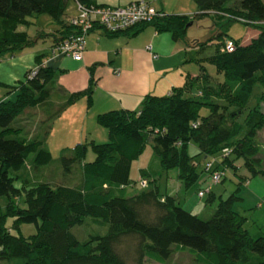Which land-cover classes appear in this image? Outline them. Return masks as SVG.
Wrapping results in <instances>:
<instances>
[{"label": "trees", "instance_id": "trees-1", "mask_svg": "<svg viewBox=\"0 0 264 264\" xmlns=\"http://www.w3.org/2000/svg\"><path fill=\"white\" fill-rule=\"evenodd\" d=\"M75 1L96 5L92 0ZM194 1L199 10L195 16L210 15L215 25L220 19L219 28L209 39L218 41V48L204 58L214 65L218 76L211 78L200 64L197 75H189L186 84L169 95L146 94L137 110L99 113L96 120L107 130V141L77 142L62 148L58 158L52 157L45 147L52 121L81 96L91 105L95 79L91 73L85 89L61 95L49 87L55 70L43 64L44 54L36 55L37 67L27 70L24 80L14 88L15 99L0 101V197L5 199L0 205L1 260L16 258L21 264H145L150 259L164 263L175 247L189 249L194 259L204 264H264V234L253 237L245 227L247 217L234 209V203L241 199L236 190L217 198L208 193V203L217 200L208 219L188 211L180 201L181 191L195 183L202 172L212 181L214 171L223 172V177L226 169L236 175L238 168L245 167L250 177L264 178L256 139L258 130L264 128V110L260 108L264 104V0H239L233 5H228L230 0ZM66 5L67 0H0V60L34 43L20 26L30 23L28 17L43 13L58 25L52 34H38L52 36V50L75 29L70 20L63 19ZM224 18V24L220 23ZM231 21H240L257 34L244 44L228 38L222 26ZM191 24L189 15L164 13L150 23L104 32L109 36L136 35L152 25L158 32H169L184 46L201 47L202 42L186 36ZM229 39L235 43L233 51L224 49ZM33 70L35 74L30 76ZM257 84L261 92L252 105L249 100ZM202 108L208 113L201 115ZM37 110L45 118L37 132L28 136L15 121L24 116L34 120ZM190 142L197 148L195 154L187 149ZM148 144L158 159V170H141L147 184L128 194L132 161ZM88 148L95 155L92 161H85ZM224 149L229 154L224 155ZM30 154L34 157L27 166ZM200 156L205 162L201 170ZM54 162L59 163L57 171L68 177L69 184L45 181L48 165ZM171 169L177 170L181 180L173 195L160 192L156 182V174L161 178ZM238 177L237 189L249 179L247 175ZM199 192L203 197L204 191ZM84 217L108 224L106 233L78 240L70 228L81 224ZM23 223L33 224L35 232L24 236L20 230Z\"/></svg>", "mask_w": 264, "mask_h": 264}, {"label": "rangeland", "instance_id": "rangeland-1", "mask_svg": "<svg viewBox=\"0 0 264 264\" xmlns=\"http://www.w3.org/2000/svg\"><path fill=\"white\" fill-rule=\"evenodd\" d=\"M68 7L73 11L74 7L76 9L77 3L75 4L74 0H68ZM239 0H230L228 5L238 4ZM169 4L174 8L173 12H169L170 15H189L191 16L192 24L188 27L186 36L188 40L200 41L203 43L201 47L193 46L189 49L188 58L191 57V61L187 63L188 67L191 68L192 75L199 72V65L203 64L207 70V73L211 78H215L218 76L216 73V69L213 64L206 61L204 58L213 55L218 48V41L215 39L209 40L213 33L219 28L218 20L216 19V25L213 23L210 15H202L195 16L199 10L194 0H169ZM67 7V5H66ZM184 11V12H183ZM70 13L68 12V8L65 11L63 19L66 20ZM30 23L25 26H20L21 30L27 31L28 34L35 39L34 43L27 48L22 50H18L14 53H7L0 60V101L2 100H14L16 92L14 90L15 87L19 86L21 80H24V74L29 69H35L37 67V62L35 60V56L37 54H44L45 57L50 56V45L52 43V36L45 35L40 37L38 34L40 31L46 34H52L54 30L57 28V24L47 15V14H39L36 17H28ZM225 18L220 21V23L224 24ZM252 27H249L243 24L240 21H231L229 25H223L222 30H226V37L236 40L240 43L249 41L252 37V33L255 30H252ZM39 36V37H38ZM250 38V39H249ZM192 44V42H191ZM223 46L221 47L222 51ZM67 72L59 69L55 71V76L52 82L49 84V87L58 88L69 85V81L64 78ZM5 83L7 85H3ZM14 90V91H13ZM261 92V86L256 85L254 87L253 93L250 97L249 104H256L257 96ZM75 103V102H74ZM260 108L264 110V104H260ZM78 110V109H77ZM33 112V111H32ZM208 113L206 108H202L200 110L201 115H205ZM34 114L37 116L33 119H28V117H20L15 121L16 126H21L23 131L28 136H33L37 129L39 128V122L45 118L41 111H34ZM68 113L64 112L63 116L66 117ZM61 124H64L62 119L58 120ZM97 130H94L86 140L89 141L94 139L97 143H103L107 141L106 139V130L99 125H95ZM66 125L64 128H55L53 134L49 136V139L45 145V147L51 152L52 157L54 159L58 158L60 155V151L62 148L73 147L77 141L73 140L69 133L66 131ZM104 134V135H103ZM75 141V142H74ZM260 142V140H259ZM258 143V139H257ZM264 143V142H263ZM64 145V146H61ZM264 147V146H262ZM188 151L190 154H195L197 152V148L194 143L190 142L188 147ZM260 158L262 159V165H264V148L260 149L259 147ZM94 153L91 148H88L85 161H92L94 159ZM34 157V154H30L27 160V166L30 163L31 159ZM200 160V164L198 169L201 170L202 166L205 165L204 160H202L201 156L198 157ZM57 164L52 163L48 165L50 169L46 172L45 181H48L52 185L55 184H69L68 177L64 176L60 170L57 171ZM202 165V166H201ZM158 159L156 154L154 153L152 147L148 144L146 145L140 155L132 161L130 168V179L131 182L127 186V193L137 192L141 189V180L142 176L140 171L144 169H152L158 170ZM213 173V172H212ZM166 183L164 177L159 179L158 174L156 177V182L159 186L160 192L169 194L173 193L176 190L178 191L181 186V180L177 176V170L171 169L167 173ZM161 175V174H160ZM241 175H247L248 181L253 180L256 184V190L252 188V185L248 186L247 183H243L237 189L236 177ZM145 178V177H144ZM159 179V180H158ZM220 180H213L207 176L206 173H200L198 180L186 187V189L181 191L180 193V201L182 206L196 213L202 219H208L213 211L216 208L217 200L208 203L206 198L209 192H213L217 198L219 194L224 196L229 195L233 191H237L238 195L241 197L240 200L234 203V209L240 214L247 217V221L245 223V227L249 230L253 237H258L264 234V178L256 175L250 177L248 175V171L245 167H240L237 169L236 175L230 169L225 170V176ZM257 182H262L263 185L258 184ZM145 185L147 181L145 180ZM144 185V186H145ZM204 191V196H198V191ZM257 193V194H256ZM5 199L0 197V205L3 206ZM260 205H259V204ZM108 228V224L103 222L101 219H96L93 217H84V220L81 224L74 225L70 228V232L73 233L76 238L80 241L86 240L90 235L95 234H105ZM21 233L24 236L30 235L35 232V226L29 223H23L20 225ZM0 264H21L20 260L16 258H10L8 260H1ZM145 264H204L202 262H197L194 259V255L189 251V249L184 250H172V253L168 257V259L164 262H156L150 259L145 260ZM240 264V263H239Z\"/></svg>", "mask_w": 264, "mask_h": 264}, {"label": "crops", "instance_id": "crops-1", "mask_svg": "<svg viewBox=\"0 0 264 264\" xmlns=\"http://www.w3.org/2000/svg\"><path fill=\"white\" fill-rule=\"evenodd\" d=\"M92 1L96 5H126L134 0ZM146 1L165 14L174 10L169 0ZM69 2L67 0L65 9L66 11L68 8L70 13L66 17L67 21L78 13L77 6L71 11L72 9L68 7ZM256 34L257 32L252 33L251 37ZM245 41L243 44L248 42ZM148 46H150L149 49ZM49 47L51 48V45ZM191 47L184 46L180 41H174L167 31H156L152 25L144 26L136 35L120 33L113 36L106 35L102 28L97 27L87 35L80 60L52 54L43 57V64L52 67L55 71L61 69L67 72L64 78L69 81V85L55 88L61 95L85 89L91 73L95 79L91 105H88L85 96H81L54 118L49 136L54 133L56 127L64 128L66 125V131L72 139L82 142L81 140H86L94 130H97L95 125L99 124L96 116L99 113L120 108L137 110L141 105V99L146 94L166 96L174 88L184 86L189 75L192 77L198 73L192 75L191 68L187 65L192 60L191 57L188 58ZM64 112L68 113L66 117L63 116ZM59 119H62L64 124L60 125ZM106 138H108L107 130ZM256 139L260 149L263 150L264 128L258 130ZM165 175L162 174V178L164 177L166 183ZM257 183L263 185L262 182ZM247 184L252 185V188L256 190L254 180L253 184L252 181H247ZM177 192L176 190L169 194L173 195Z\"/></svg>", "mask_w": 264, "mask_h": 264}, {"label": "built area", "instance_id": "built-area-1", "mask_svg": "<svg viewBox=\"0 0 264 264\" xmlns=\"http://www.w3.org/2000/svg\"><path fill=\"white\" fill-rule=\"evenodd\" d=\"M77 10V15L70 19V23L75 27L74 31L54 46L51 50L52 55H62L80 60L85 49L87 35L93 29L100 27L108 32H118L137 24L150 23L155 18L164 15L162 11L156 9L146 0H134L126 5L86 6L77 3ZM147 48L149 49L150 46ZM234 48L235 43L230 39L227 40L224 49L233 51ZM34 74L35 70L30 73V76ZM223 154H229V150L224 149ZM222 174L221 171H214L213 180H220ZM144 183L145 180H141L142 186L145 185ZM198 195L202 196V192H199Z\"/></svg>", "mask_w": 264, "mask_h": 264}]
</instances>
